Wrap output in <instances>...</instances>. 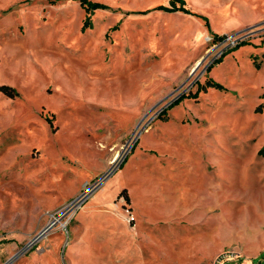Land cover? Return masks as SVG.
Listing matches in <instances>:
<instances>
[{"label": "rangeland", "instance_id": "374dc122", "mask_svg": "<svg viewBox=\"0 0 264 264\" xmlns=\"http://www.w3.org/2000/svg\"><path fill=\"white\" fill-rule=\"evenodd\" d=\"M90 1L0 0V264H264V0Z\"/></svg>", "mask_w": 264, "mask_h": 264}, {"label": "trees", "instance_id": "16d2710c", "mask_svg": "<svg viewBox=\"0 0 264 264\" xmlns=\"http://www.w3.org/2000/svg\"><path fill=\"white\" fill-rule=\"evenodd\" d=\"M80 2H81V5H82L83 7H85L88 11H93V10H96V9H106V8H107L104 4L99 3V2H93V1H90V0H80ZM171 2L174 3V4L177 3V2H181V3H183V0H171ZM165 9L168 10V11H177V10H181V11H186V12H188L187 10H185V9L183 8V6H182V7L165 8ZM215 36H216V38H219V39H222V38H223V37H221V36H219V35H215ZM232 49H234V48H232ZM230 50H231V49H230ZM230 50H228V51H230ZM228 51H227V52H228ZM225 54H226V53H225ZM225 54H224V55H225ZM220 60H221V59H218L216 62H219ZM0 90H1L2 92H4L5 94H7L8 96L12 97V98H14L15 96L18 95V92H17L14 88H12V87L1 86V87H0ZM263 98H264V94H263ZM179 100H181V98H180ZM179 100H177L174 104L178 103ZM263 107H264V104L261 105V108H263ZM164 112H166V111H163V113H164ZM260 154H261V155H264V147L261 149ZM121 195L124 196L125 199H126L127 201L129 200V195H127L126 190H124V191L121 193Z\"/></svg>", "mask_w": 264, "mask_h": 264}, {"label": "built area", "instance_id": "2783aa9c", "mask_svg": "<svg viewBox=\"0 0 264 264\" xmlns=\"http://www.w3.org/2000/svg\"><path fill=\"white\" fill-rule=\"evenodd\" d=\"M227 41H230V42H232V44L235 45V41L231 37H228ZM85 197L86 196H82V197L78 198L74 203L75 206L83 204ZM212 264H254V263L252 260H250L246 257H242L239 254L227 252V253H223L220 256H217L213 260Z\"/></svg>", "mask_w": 264, "mask_h": 264}, {"label": "water", "instance_id": "95a60500", "mask_svg": "<svg viewBox=\"0 0 264 264\" xmlns=\"http://www.w3.org/2000/svg\"><path fill=\"white\" fill-rule=\"evenodd\" d=\"M115 169H111L100 181L102 183V181H105L109 176L110 174L114 171ZM48 230V228H47ZM45 232L42 233V235L44 234ZM38 238V237H37Z\"/></svg>", "mask_w": 264, "mask_h": 264}, {"label": "bare ground", "instance_id": "6f19581e", "mask_svg": "<svg viewBox=\"0 0 264 264\" xmlns=\"http://www.w3.org/2000/svg\"><path fill=\"white\" fill-rule=\"evenodd\" d=\"M39 238H40V237H39ZM35 240H37V238H36Z\"/></svg>", "mask_w": 264, "mask_h": 264}]
</instances>
